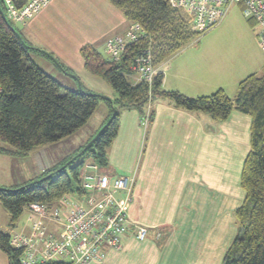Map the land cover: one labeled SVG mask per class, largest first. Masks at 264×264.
<instances>
[{"label": "crops", "instance_id": "0c3cea01", "mask_svg": "<svg viewBox=\"0 0 264 264\" xmlns=\"http://www.w3.org/2000/svg\"><path fill=\"white\" fill-rule=\"evenodd\" d=\"M20 26V33L29 44L51 53L81 86L79 73L86 72L81 47L90 45L100 54L103 52L101 55L105 57L106 41L125 35L132 23L106 0H51ZM36 55L41 54L33 55L38 67L62 85H68L67 76L60 67L42 55L40 65ZM158 70L163 75V91L207 96L204 91L187 93V90L173 86L166 79L164 67ZM192 84L196 91L201 88ZM76 85L71 84L69 89ZM100 100L104 101L103 118L95 126L89 125L97 106L88 122L71 135L77 139L76 149L90 140L110 116L106 100ZM163 102L159 99L151 104L143 130L146 142L140 163H132L138 142L131 143L129 138L131 134L137 136L139 128L143 127L135 110L121 113L119 131L107 157L108 164L134 176L128 219L135 225L147 227L151 233L157 232V235L152 234L158 239L147 235L144 241H138L131 229L123 238L121 250L105 251V264H173L177 263L178 257L187 258V263H193V260L199 264H212L218 254L215 248L226 232L212 230L215 226L208 224L212 221L208 220V212L215 213L220 204L233 211L243 201L244 192L239 190V167L249 152L250 121L247 115L233 112L226 121L214 122L206 113L187 112ZM36 150L24 157L0 152L1 187L21 185L37 178L42 173L41 165L52 167L57 164L51 162L53 147L47 145ZM236 152L239 158L234 163ZM40 159L48 163L41 164ZM0 215V230L28 233L27 212L24 220L20 219L14 228L9 227L10 215L1 209V205ZM43 222L49 231L58 234L57 225ZM0 264H8L7 255L1 250Z\"/></svg>", "mask_w": 264, "mask_h": 264}, {"label": "trees", "instance_id": "16d2710c", "mask_svg": "<svg viewBox=\"0 0 264 264\" xmlns=\"http://www.w3.org/2000/svg\"><path fill=\"white\" fill-rule=\"evenodd\" d=\"M106 1L121 11L128 22L137 23L148 36L129 45L118 62L108 61L90 45L81 47L85 71L103 79L114 91L113 99L92 93L82 85L79 90L64 88L47 75L35 64L33 55L39 53L62 69L61 65L51 53L33 47L24 39L14 22L7 18L5 2L0 0V141L9 147H0V152L24 157L71 136L88 122L101 98L110 109V116L95 135L74 152L73 157L80 154L71 162L78 159L76 165L61 169L72 160L69 157L33 180L12 188L0 186V205L10 215L9 227L16 226L31 204L52 210L66 195L82 196L80 170L86 161L103 170L111 169L108 150L118 134L121 113L135 110L142 120L146 114L150 116L149 103L165 99L174 108L206 113L214 122L226 121L233 111L250 118L249 152L240 175L244 198L234 212L237 234L221 264H264V66L260 75L250 74L238 83L232 99L222 89L198 97L163 91L160 72L153 77L150 87L144 82H132L129 66L140 49L149 47L152 65L158 67L202 32L191 29L186 15L171 8L168 0ZM10 2L16 10L25 4V0ZM0 250L7 255L8 264H21V251L10 246L9 235L2 230Z\"/></svg>", "mask_w": 264, "mask_h": 264}, {"label": "built area", "instance_id": "2783aa9c", "mask_svg": "<svg viewBox=\"0 0 264 264\" xmlns=\"http://www.w3.org/2000/svg\"><path fill=\"white\" fill-rule=\"evenodd\" d=\"M50 1L25 0L24 6L16 10L10 0H4L7 18L22 25ZM168 3L171 8L181 10L191 29L199 32L217 26L233 6L240 7L244 18L257 27L258 45L264 55V0H168ZM147 38V33L134 23L125 35L106 41L105 57L110 62H118L129 45ZM129 72L136 82H144L150 87L159 71L152 66L149 47L140 49ZM148 119L146 114L141 123L146 126ZM133 184V175L116 176L112 169L103 170L86 161L80 170L83 195H66L52 210L44 205H29L26 210L28 233L11 231L8 233L9 244L21 251V264L52 261L104 264L105 251L120 249L123 238L131 229L138 241H144L149 234L147 227L135 225L127 217ZM44 220L59 227L57 235L47 229Z\"/></svg>", "mask_w": 264, "mask_h": 264}, {"label": "rangeland", "instance_id": "374dc122", "mask_svg": "<svg viewBox=\"0 0 264 264\" xmlns=\"http://www.w3.org/2000/svg\"><path fill=\"white\" fill-rule=\"evenodd\" d=\"M13 26L17 31L22 32V27L20 26V24L14 23ZM257 32V27L253 23L248 22L247 19H245L242 15L241 11L236 6H233L228 11L225 18L217 26L200 33L199 36H197L193 41L185 46L180 52L165 61L162 65L158 67H154L153 65L152 66L157 69L160 67H162L163 69L164 67L167 74L166 79L169 81V83L171 82L170 84H173V86L182 88L183 90H187V93H198L200 91H204L206 92V95H210L218 89L222 88L224 93L230 99H232L237 93L238 83L250 74L260 75L262 67L264 66V55L258 45ZM101 54L103 55V52H101ZM35 59L37 63H39L40 65L42 64L41 55H36ZM168 68H170L169 71ZM79 74L81 85L85 89L98 95L101 94V96L107 99L116 96L112 88L100 77L90 75L86 72H84L83 74ZM65 75L67 76L66 81L68 85H63L64 88H71V84L77 83L76 88H74L73 90H79L80 85L78 84V81L75 80V76L72 73H66ZM131 81L136 82L134 77L131 78ZM192 83H194L196 87L200 86L201 88L197 89L196 91L192 88ZM184 95L187 97H195V95L193 94ZM162 100L168 106H171L165 99ZM103 105L104 101L99 100L97 110L90 120L89 125L95 126L97 122H99L103 118ZM149 109H151V104L149 105ZM233 112L241 114L237 111ZM246 117L250 121V118L248 116ZM144 127L145 126L143 125V127L141 126L139 128L137 136L133 134L129 136L131 143L134 141L136 143L138 142L137 148L135 149L134 160L132 163L141 162V155H143L144 153V144L146 142V133L144 134L143 132ZM76 142V138H74L73 136H69V138H65L62 141L49 144L50 147H53L54 149L52 151L53 153L51 157L53 161L51 160V162L60 164L67 158L73 157L75 150H77ZM0 147L5 149L9 148L1 141ZM34 151L37 150L35 149ZM37 154H39V152ZM42 156L43 158H45L44 155ZM120 156L124 159V154H121ZM234 156L236 161L234 163H237L239 153L236 152ZM43 161V159H40L39 163H48L47 161ZM77 163L78 159L75 160L70 166H74ZM241 166L242 163H240V171L242 170ZM110 167L113 170V174L116 176H130L122 173L120 169L113 167L112 165H110ZM49 168H51V166H45L44 164L40 166L41 171H45ZM74 186H76L75 183ZM239 190L240 193H243L241 188ZM1 209L4 210L2 206ZM231 211L232 210H230L226 205L222 206V204H220L215 213L214 211L211 213L208 212L210 214L208 220H212L208 221V224L215 226L212 228V230L216 232V229H218V233L226 232L223 241L218 243L217 247L215 248L218 254L217 258L212 264H221L227 248L237 234V221L234 214L235 210H233L232 213ZM24 217L25 214H23L20 219L24 220ZM0 218H2L1 215ZM215 220H217V222H215ZM152 233H155V235L158 234L157 232ZM152 233L149 232L148 237L153 236V238L156 237V239H158L157 236ZM121 249L122 247L116 251H119ZM187 260V258L181 259V257H178L177 263L173 264H199L193 261L192 258L191 260L193 263H187Z\"/></svg>", "mask_w": 264, "mask_h": 264}, {"label": "water", "instance_id": "95a60500", "mask_svg": "<svg viewBox=\"0 0 264 264\" xmlns=\"http://www.w3.org/2000/svg\"><path fill=\"white\" fill-rule=\"evenodd\" d=\"M104 98H105V97H104ZM97 136H98V133H97V135L91 140V142H93V141L97 138ZM79 156H80V154H77L75 157L72 158L71 161H69V162L66 163L63 167H61V169L66 168L69 164H71V162H72L76 157H79Z\"/></svg>", "mask_w": 264, "mask_h": 264}]
</instances>
